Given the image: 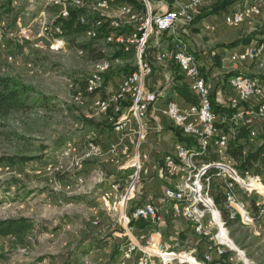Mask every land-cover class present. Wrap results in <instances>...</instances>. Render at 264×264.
I'll return each mask as SVG.
<instances>
[{
    "label": "rangeland",
    "instance_id": "1",
    "mask_svg": "<svg viewBox=\"0 0 264 264\" xmlns=\"http://www.w3.org/2000/svg\"><path fill=\"white\" fill-rule=\"evenodd\" d=\"M170 2L171 0H151L152 11L158 12L159 6L169 5ZM118 3L108 12L90 9L87 14L91 21L102 17L107 20L117 19ZM250 6H257L260 10L258 17L252 20L255 22L254 27L264 29V0L237 2L238 10ZM59 12L60 7L51 0H0V76H15L35 88L26 110L15 112L6 118L0 117V158H39L16 166L0 165V220L24 217L35 224L25 248L16 247L11 238L0 239V255L3 257L0 264H144L146 258L152 259L150 264H201L191 257L202 254L199 250L202 241L195 242V248L190 245L195 237L183 241L182 238L188 236L173 231L166 233L165 245L160 249L162 252L168 250L184 254L183 258L161 257V253L158 257L151 253L147 257H137L135 254H140L141 243H135L140 248L132 254L126 256L121 252L128 241L121 217H128V207L145 201L144 195L137 196V189L136 200L128 207L124 204L128 191L131 189L133 192L135 187H132L133 180L130 176L140 172V165L122 168L128 173L119 179L122 171L107 161L108 155L96 158L89 155L87 149V144L93 143L108 150L106 142H111L113 136L112 131L107 129V123H114V131H118V119L112 122L118 114L104 110L99 113L94 106L95 99L96 103H101L111 97L103 98L102 95L106 93L101 91L104 74L98 73L95 66L99 62L108 61L111 68L107 72L121 66H114L113 55L117 49L115 45L107 43L103 36L90 39L86 33L64 38L62 29L58 32L59 35H55L52 30L57 26ZM124 25V31L130 28ZM168 38L165 35L163 40L167 41ZM55 43L57 48L53 47ZM89 43H92V58L82 48ZM79 51L84 54L80 55ZM258 70L260 76L264 77V70ZM92 78L97 82L88 87ZM84 82L87 91H94L101 84L96 97H87L81 93L80 85ZM109 84L116 85L114 81ZM244 105L246 104L239 107L243 110ZM256 110L255 108L254 114L250 116L242 111L240 118L234 115L232 121L235 125H240V119L242 123L256 129L257 139L251 142L258 143L259 138L264 135V121L259 118ZM90 115L91 119L88 118ZM100 128L104 131H100ZM136 129L138 130V126ZM103 134L105 136L102 139ZM232 137L230 135V139ZM130 152L129 148L128 155L132 156ZM217 154L219 160L215 164L234 169L235 162L231 164V160L226 159L227 155L224 159L218 151ZM201 157L194 158V167L185 170L184 177L178 174L170 176V179L175 178V185L168 188L184 185L185 180L191 177L190 185L195 189V181L207 165ZM214 170L211 174L208 172L200 184L203 190L201 194L205 196L208 192V198L212 202L214 199L210 183L213 178L216 177L223 183L234 181L228 169L215 167ZM245 177L246 175H240L244 182H236L234 187L237 200L245 203L244 218L226 204L225 207L231 211V218L237 216L238 220L226 225L220 211L214 206L212 210H205V218L201 223V231L208 233L205 235L209 241L208 246L217 245L219 250H226V253L231 254L220 264H264V195L259 194V191L264 192V186L253 176H250V180ZM119 184V190L115 191L113 186ZM199 196L200 194L192 192V201L199 199ZM251 201H255L260 207L256 215L251 212ZM199 208L204 211L202 204ZM216 210L220 215L213 222ZM129 221L134 220H128V227H131ZM215 223L222 224L220 227L225 230L222 236ZM133 233L140 239L137 232ZM194 233L201 237V233ZM153 234L155 233H150L144 239H152ZM97 241L98 244L101 242V247L96 245ZM158 242L159 239L155 237L153 243ZM150 247L146 246V250ZM212 248L214 249L207 247V254L210 256L215 253V247ZM230 249L234 251L230 252ZM187 257L189 261H184Z\"/></svg>",
    "mask_w": 264,
    "mask_h": 264
},
{
    "label": "built area",
    "instance_id": "2",
    "mask_svg": "<svg viewBox=\"0 0 264 264\" xmlns=\"http://www.w3.org/2000/svg\"><path fill=\"white\" fill-rule=\"evenodd\" d=\"M123 0H117V2H122ZM141 5V8L138 7H129V4L125 3V11H116L119 13V17L107 20L105 18L96 19V26L101 28V31L104 32V40H111V45L117 46L119 49H122L123 53L126 55L134 54L136 61V70L134 73L126 74L120 84L119 89L111 94V98L114 99V107H119V118L123 115V110L125 107L137 106L148 111L154 107L159 100V95L155 92H152L147 88V81L153 74V68L146 67V55L148 50V44L153 37H160L164 33H171L173 36L171 43L170 52H161L156 57L157 63H163L166 60H172L175 56H182L181 46H189L188 43L184 40V45H176V37H180L177 34V29L181 25H192L194 21L201 16L202 9L204 4L212 0H173L172 14H165V10L162 7H158V12L153 10L152 23L151 24H142L141 21V11L143 6H150L151 0H137ZM214 1V0H213ZM50 2V0H49ZM77 3H84V10L82 14L84 15V26H87V13L90 9H94L98 12H108L111 9H105L102 6V3H95V0H77ZM65 2L63 3L64 6ZM153 9V8H152ZM255 17H258V11L250 10L249 13H242L241 9L236 11L235 14H228L225 16L224 20L227 26L229 27H239L246 22H251ZM126 24L130 28L136 30V38H121L114 39L113 28L114 27H123ZM91 27V26H87ZM27 31V30H24ZM23 31V32H24ZM52 32L55 35L58 33V25L54 27ZM53 47H56V43L53 44ZM57 48V47H56ZM80 55L81 53L79 51ZM184 58V66L180 72L185 76V78L190 83V88L192 92L197 97V103L190 105L186 109H182L176 102L175 105H172L171 108H166L164 114L171 118V116H180L182 121V129H178L182 132L184 136L191 137V135H198L200 137L206 138L211 136V129L214 124L219 123V117H214L211 115V112L206 110L204 107L205 93L202 89V84L200 80H195V64L187 63V60ZM13 58L11 57V61ZM232 62L240 63H252L254 65H259L260 70H264V49H255L254 46L250 49H244L242 52L233 55L230 57ZM124 61L120 58H114V66L123 65ZM114 69V68H113ZM109 72H104L105 75ZM231 88L235 92V97L230 100V107L238 108L241 104H248L251 101H254L257 104L256 111L257 113H264V84L260 82H253L250 79L234 80L232 82ZM97 88L95 91L84 92L81 90L82 94H85L87 97L95 94L93 97L97 96ZM81 94V95H82ZM94 106L97 107L99 113H103V103H96L94 100ZM243 114L240 113L237 118ZM245 114L250 116L254 114V109H249L245 111ZM91 119V115L88 116ZM118 118V119H119ZM136 120V117L132 118ZM117 119L113 120L115 122ZM137 121V120H136ZM131 122V120H130ZM129 122V124H130ZM138 130L136 129V138L128 132L126 127H122L117 131L119 135V140L108 145V150H100L90 144H87L88 152H94V156L97 158L98 153H108V160L112 164L122 168L131 167V165H140V172H135V187L133 190L132 200L133 202L136 199V191L140 186V183L143 180V177L149 173L145 162L148 158L146 155L140 154V148L142 144H139L140 133H145V125H139ZM256 129H251V131ZM249 144H255V142H249ZM130 145L138 146L137 156L128 155V148ZM189 153H185V146L178 144L175 148V151L168 156V163L163 164L157 171L159 178H170V174H178L180 177H184L186 169V160ZM233 160L231 158H226ZM218 172V171H216ZM246 179H251V177H245ZM120 184L113 188L115 191H118ZM224 191L230 196L229 188L227 183H224ZM180 195L186 196V201L188 200V192L180 191ZM164 196H171V209L172 216L175 220H185L190 223L191 229L193 232H200L201 237L205 238V233L199 229V221L201 219H193L191 215L187 214V208L184 206V209H176V197H172V190H168V187L164 189ZM238 208H242V204H237ZM264 219V212L262 215ZM261 218V219H262ZM128 220L138 221H147L152 225H160L164 222V212L163 209L157 206L151 201L146 202V211L136 212V206L130 210L128 217H121L122 227L125 231V235L128 237L127 245L124 249H121L122 253L128 255V251H133L134 243H141L140 254H135L137 257H147L146 246H155V248L161 247L164 244V239L161 232H157L154 237L150 240H145L143 238L137 239L134 236L133 227H128ZM97 223V222H95ZM222 225V224H217ZM155 237L159 239L158 243H153ZM215 247V254L218 257H222V252L218 250L217 245L208 246ZM234 249H230V252H233ZM152 260V259H150ZM204 261L211 263L213 261V256H207V253L204 256ZM204 264V263H202Z\"/></svg>",
    "mask_w": 264,
    "mask_h": 264
},
{
    "label": "crops",
    "instance_id": "3",
    "mask_svg": "<svg viewBox=\"0 0 264 264\" xmlns=\"http://www.w3.org/2000/svg\"><path fill=\"white\" fill-rule=\"evenodd\" d=\"M172 1L173 0H171V2ZM217 1L218 0H212L205 3L202 9V14ZM171 2L169 5L167 4L166 6L162 7V9L165 10V13L172 12L173 2ZM118 10L119 7L117 8V11ZM142 10L149 11L153 15V11L150 6H143ZM236 11H238L237 3L227 8L226 11H223L217 15L207 16L192 25H181L177 29V34L188 43L190 52L196 57V59H198L197 61L199 62L201 74L210 85L212 102L223 108H230V100L236 96L235 92L229 85V80L231 77L239 74L254 78L261 77V73L256 68V65L248 62L237 63L230 60L231 56L242 52L247 47L241 45L235 48H229L228 45L235 42L236 40L247 37L254 32L259 33V35L255 37L251 44L264 40V36L260 35V32L264 31V29L259 30L257 29V26L254 27V21L246 22L239 27H229L226 25L224 20L225 16ZM133 29L134 28H129L125 31L131 32ZM165 35L169 37V40H163ZM172 38L173 36L171 33H164L160 37H153L148 44L146 57L148 60L150 59L153 64V74L147 81V88L159 95L158 103L148 111V114L147 111L142 114H133L128 118L122 127H126L131 120L127 130L133 137L136 138V126H138L137 121L139 122V125H145L146 132L140 133L139 144H142L140 148V154L146 155L148 158L144 162L147 169H149V173L143 177V179L145 178V181L140 183L137 196L144 195L145 201L143 203L151 201L157 206L161 207L164 212V222L162 224L158 226L150 224V226L146 229L135 230L134 232L138 233L137 235L140 239H144L150 233L153 232L156 234L159 231L161 232L164 240L167 232L171 233L173 231L176 234L184 233L186 236H188L189 240H192L193 237L196 238L193 239V244H190L191 246L195 247V240L199 242L202 238L198 237L193 232L189 222L185 220H175L172 216L171 205L164 203L165 200L163 201L164 189L168 186L173 187L175 185V178L174 180L170 178L161 179L157 175V171L163 165L164 160L168 157L167 155L173 153L176 146L179 144L178 138L175 134L177 127L174 126L171 119L164 114L166 105L169 102L174 101L182 109H186L190 105L197 103V97L192 92L189 81L180 72V68L176 62L172 60H166L163 63L156 62V57L161 54V52L171 51ZM116 49L117 52L119 48L116 46ZM114 58H120L124 61L123 65L116 66L115 68L116 71H121L122 73L119 74L118 77L116 76L117 79L116 77H112L109 80L108 83H112V81H114L116 85H107L105 89L106 95H102L103 98L110 96L119 89L120 84L126 75V70L136 67L133 53L129 55L122 54L116 57L113 55V59ZM115 69L112 71H115ZM244 106L245 107L243 110L241 107H238L236 109L235 115L240 114L242 111L255 109L257 104L254 101H251ZM128 108L129 107H125L124 114L127 113ZM218 116L219 122L222 123L225 119H228V117L225 115ZM134 117H136L137 121L132 119ZM232 119L230 120L232 121ZM239 122L242 123L240 119ZM122 127L117 128V130H120ZM111 135L113 138L111 142H106V147H108L109 144L119 140V135L114 130H112ZM104 136L105 135L103 134L101 138L103 139ZM130 151L132 156H137L138 146L130 145ZM105 155L108 154L105 153ZM118 169L121 170L122 173H128V171L122 170L120 167H118ZM133 175H135V173ZM131 179L133 180L132 187H134L135 176H133ZM130 193H133L131 189L128 191L124 203L127 207L130 203H133L136 200L135 199L133 202L129 203V200H132L133 196V194ZM140 200H142V198ZM143 203L135 204L130 208L128 207V209L131 210L135 206L141 205ZM135 245L140 248L138 244ZM208 245L203 244V246H201L203 254H206ZM151 247L153 250L156 249L155 246ZM158 249L161 250L160 247H158ZM155 254L158 255V253ZM178 256L179 258H183L184 254H178ZM213 258L215 261L219 259L215 253H213Z\"/></svg>",
    "mask_w": 264,
    "mask_h": 264
},
{
    "label": "trees",
    "instance_id": "4",
    "mask_svg": "<svg viewBox=\"0 0 264 264\" xmlns=\"http://www.w3.org/2000/svg\"><path fill=\"white\" fill-rule=\"evenodd\" d=\"M239 2V0H218L216 3H214L209 9L205 10L201 16H199L194 23L199 22L201 19L217 15L223 11H226L227 8L234 5L235 3ZM130 4L135 7L138 6V8H141V5L136 0H123L122 2H119V4ZM83 10H70L69 18H59L57 21V25H60L58 27L62 29V36L64 38H70L75 36H80L84 34H88L90 32L91 27L84 26L79 23L78 19L79 16L82 14ZM193 23V24H194ZM101 33L103 31H100ZM126 32V31H125ZM133 32V31H131ZM259 35V33H252L248 35L247 37L240 38L236 40L235 42L228 45L229 48H235L241 45L249 46V44L252 43V41L255 39V37ZM260 35L264 36V31L260 32ZM102 35L100 34L98 38H100ZM97 39V38H96ZM264 42L259 41V43ZM88 54L90 58H92V43H89L88 45H84L82 47ZM82 50V51H84ZM124 54L122 49H118L117 52H115L114 57L120 56ZM102 58V57H101ZM99 58V59H101ZM135 68H130V70H126L125 74H130L131 72L135 71ZM121 71H110L108 74L105 75L104 84L101 86L102 93H104L110 77L116 76L121 74ZM104 74V73H103ZM249 77V76H248ZM252 78V77H251ZM260 81L264 82V77H259ZM91 80V79H90ZM89 80V81H90ZM101 85V84H100ZM99 85V87H100ZM88 87H90V84L88 83ZM97 87V90H99ZM80 89L84 92H86V82L81 83ZM96 89H94L95 91ZM35 92V88L31 85L25 84L23 81H21L19 78L11 75H1L0 76V117L6 118L7 116H10L11 114L15 112H19L22 110H26L29 107V100L32 93ZM98 92V91H97ZM95 94L90 95L91 97ZM105 95V94H104ZM212 109L215 117H219L218 115H225L228 117V119H225L222 122H219L217 126L223 131L224 134L227 135H233L231 139H229L227 144V157L231 158L235 164L234 169L238 172L239 175L242 177L246 175V173L249 174V176H253L260 180V184L264 186V135L259 138L258 143L255 144H249L248 142H251L252 140L257 139L256 131H251V126L247 123H241L236 124L231 121L232 117L236 114L237 108H223L220 106H217L214 102H212ZM196 104V103H194ZM119 116L116 117L118 119ZM93 125V124H91ZM107 129L112 131L114 130V123H107ZM99 126V125H97ZM101 129V128H100ZM100 131H104V129H101ZM99 131V132H100ZM255 132V133H254ZM254 133V134H253ZM175 134L178 138L179 144H184L189 148H196L198 146V143L195 139L192 137H187L182 134L178 128L175 130ZM254 136V137H252ZM214 142V141H213ZM37 157H27V156H4L0 158V165L1 164H8L10 166H16L18 164H25L32 162L34 160H38ZM201 160L206 164L215 163L219 160V156L217 154L216 148L214 146H211L208 148L207 152L201 157ZM211 173L215 172L213 169L212 171H208ZM207 172V173H208ZM206 173V174H207ZM127 175V173H120L118 178H122V176ZM211 190L213 194V199L215 202V205L217 209L220 211L224 221L226 222V225H230L234 220H238V217L231 218V211L226 205V192L224 191V183L220 181L218 178H213L211 183ZM259 194L262 196L264 195V192L259 191ZM251 212L256 215L258 213V209H260L258 203L255 201H251L250 206ZM150 222L147 221H132L131 227L135 230H144L147 227L150 226ZM35 224L32 220L28 218H12V219H4L0 220V239L2 238H11L15 242L16 247L25 248L27 246L28 240L30 238V235L34 231ZM188 237H183V241L186 239L187 241ZM180 242L181 239H179ZM202 244H209V241L207 238H202ZM178 242V241H177ZM176 242V243H177ZM195 242H197L195 240ZM97 246L101 247V242L98 244V241L96 242ZM200 246V243H199ZM117 248V247H116ZM200 250V256L195 255L191 257L193 260L200 262L201 264H220L222 260L228 259V257L231 254L224 253L222 254V257H219L218 260H214L211 263H207L204 261V256L201 247H199ZM116 251L114 252V256ZM207 253V252H206ZM117 254V253H116ZM3 257L0 255V259ZM184 261H189V257L184 259Z\"/></svg>",
    "mask_w": 264,
    "mask_h": 264
},
{
    "label": "bare ground",
    "instance_id": "5",
    "mask_svg": "<svg viewBox=\"0 0 264 264\" xmlns=\"http://www.w3.org/2000/svg\"><path fill=\"white\" fill-rule=\"evenodd\" d=\"M51 1L55 2L56 5H58L60 7V12H59V15H58L57 19H59L61 17L64 18V19L69 18L71 9L84 10V3H77V0H51ZM64 2H65V4L63 6ZM95 3H102V6L105 9H110V8H113L115 3H117V0H95ZM118 6H119V10L118 11H125V4H119L118 3ZM129 7H135V6L129 4ZM250 10L258 11V15L260 13L259 7H257V6L245 7L243 10H241V12L242 13H249ZM235 13H233V14H235ZM165 14H172V12H166ZM152 16H153L152 13H150L149 11L142 10L141 11L142 24H151L152 23ZM78 21H79L80 24L84 25V15L83 14H81L79 16ZM87 25L91 26L90 32H88V34H87L90 39L98 38L100 34L104 38V32L101 33L100 32L101 28H99V26H96V19H93V21H91V19H90L88 14H87ZM132 31L133 32H125L124 30H122L121 27H114L113 28L114 39L136 38V30L133 29ZM58 32L60 33V29L59 28H58ZM0 38H1V33H0ZM106 42L111 44V40H106ZM176 45H184V39L182 37H176ZM253 46H254V44H251V45L247 46L245 49H250ZM255 49H264V42H261V43H259V42L256 43L255 42ZM181 53H182V56L173 57V61L176 62V64L179 66L180 70H182L183 66H184V58L183 57L186 58L187 63L195 64V69H196V71H198V72H195V80H200L201 81L202 89H204V93H205L204 107H205L206 110L211 112L212 116L215 117V115L213 113V109H212V103H211L210 85H209V83L205 80V78L201 74L199 62L197 61L198 59H196V57L190 52L189 46H181ZM10 60H11V58H10ZM146 67L147 68H153L152 62L150 61V59L148 60L147 58H146ZM256 67L258 69H260L259 65H256ZM95 68H96L98 73L103 74L104 72H107L108 70H110L111 63H109L108 61H102V62H99L95 66ZM131 73H134V71L131 72ZM243 76L244 75L239 74V75H235V76L231 77L230 80H229L230 87L232 86V82H234V80L243 79ZM245 79H250V81L260 82V83L264 84L263 81H260V80H257L255 78H251V77H248V76H245ZM99 80H100V78H99ZM96 82H97V80H94L92 78L89 81V84H95ZM101 103H103V110L104 111H113L114 113L119 115V107H114V99L113 98H110L109 100L102 101ZM172 105H175L174 101L173 102H169L166 105V108H171ZM144 112H146V109H143V108H140V107H137V106H129L127 113L126 114L123 113V115L120 116L118 121L116 120L117 121L116 122L117 128L122 127L126 123L128 118L130 116H132L133 114H137V113L138 114H142ZM258 116H259V118L262 121H264V113H259ZM170 119L172 120L173 124L178 129H182V121L180 119V116H171ZM211 136L212 137L206 138V141H205L204 137H200L198 135H191V137L193 139H195L197 141V143H198V146L196 148H189V147H187L184 144H180L181 146H185V153H189V155L187 157V160H186V169L185 170L190 169V168L192 169V167H194V158L195 157L198 158V156L201 157V155L205 154L207 152L208 148L211 147V146L216 147L218 153L223 155L224 159H225V157L227 155V153H226L227 144H228V141L230 139V136L227 135V134H224L223 131L217 126V124H214L213 128L211 129ZM90 145L94 146L96 148H99L100 150H103L101 145H97V144H93V143H91ZM106 154H108V153H106ZM89 155H93L94 156V152H89ZM104 155H105V153H98L97 157H99V156L102 157ZM166 163H168V158L166 159L164 164H166ZM215 167H221V168L228 169L232 173L231 177L233 178L234 181H231V183H227V186H228L229 192H230V196H228V193L225 191L226 192V204H229L230 207L234 210V212L236 214H238L240 217L244 218L243 216H244V214H246L245 211H244V209H245V205L244 204L245 203H242V202L240 203L237 200L238 198L236 197V194H235L236 192H234L235 183L236 182H244L243 179H240V175L238 174V172L235 169H230L228 166L223 165V164H215V163L209 164V165L207 164V165H205L203 171L200 174L198 173L199 176H198V179L195 181V186H196L195 189H193L192 186L190 185L191 177H189L190 179L185 180L184 185L177 186L176 188H168V190H172V197H176V209H184V206H186L187 214L191 215V218H193V219H201V221H199V229L200 230H202V228H203L201 223H202V220L205 218L204 217L205 210H208V211L212 210V209L215 208L214 206H216L215 202L214 201L212 202L211 198H208L209 197L208 192L205 194V196L203 194H201V192L203 191L202 190V186L200 185L201 184V179L204 176H206V173L208 171L214 169ZM174 175H177V174H170V176H174ZM184 175H185V173H184ZM228 175H230V174H228ZM246 177H250L248 173H246ZM130 178H133V175H131ZM210 178L211 177H209V179ZM116 186H118V185H114L113 188H115ZM181 190L188 192V200L187 201H186V196L180 195V191ZM192 192L200 194L199 199H195V201H192V199H191ZM164 200H165V202L166 201L171 202V196H164ZM109 204L110 203L107 200V205H109ZM200 204L203 205L204 211H201V209L199 208ZM237 204H242V208H238ZM144 211H146V203L136 207V212H144ZM217 215L219 216L220 213L216 210V214L213 215V219H212L213 222L217 220V218H218ZM129 222H131V221H129ZM204 225H205V223H204ZM217 227L219 228V235L222 236L223 232L225 231L224 228L220 227V225H217ZM207 231H208V229H207ZM203 232H206V231L204 230ZM205 235H208V233L206 232ZM213 243H214V241H213ZM137 249H139L137 247V245L133 244V251H128V254H132ZM209 249L213 250L214 248L209 247ZM220 251L222 252V254L227 252L226 250H220ZM146 252H147V254L151 253L155 257H158V255L161 253L160 254V255H162L161 257H166V258L167 257H169V258L170 257H175V258H179L178 254L176 252H174V251H168L167 250V252H162L158 248L153 250V248L150 247V248H148L146 250ZM155 253H158V255H156ZM163 253H167V254L163 255ZM207 256H210V254H207ZM150 262H151L150 258L149 259L146 258V260L144 261V264H150Z\"/></svg>",
    "mask_w": 264,
    "mask_h": 264
}]
</instances>
